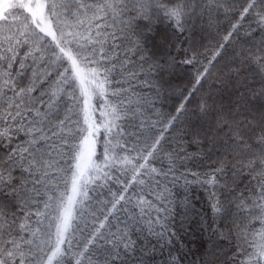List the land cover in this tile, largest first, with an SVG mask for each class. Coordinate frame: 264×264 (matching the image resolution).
<instances>
[{
  "label": "snow or ice",
  "instance_id": "1",
  "mask_svg": "<svg viewBox=\"0 0 264 264\" xmlns=\"http://www.w3.org/2000/svg\"><path fill=\"white\" fill-rule=\"evenodd\" d=\"M220 14L222 42L200 51L197 20ZM191 184L231 193L210 211L220 238L232 215V264H264V0H0V264H155L165 249L178 264L173 189ZM93 185L110 199L91 203Z\"/></svg>",
  "mask_w": 264,
  "mask_h": 264
},
{
  "label": "trees",
  "instance_id": "2",
  "mask_svg": "<svg viewBox=\"0 0 264 264\" xmlns=\"http://www.w3.org/2000/svg\"><path fill=\"white\" fill-rule=\"evenodd\" d=\"M207 20L208 17L205 16L198 19L196 24L195 42L200 51H203L204 48L212 49L221 43L222 36L229 29L230 21L225 19L223 14L216 16V24L213 28L207 27ZM170 35L171 30L162 24L159 26L155 39L159 41ZM157 51L162 52V49H157ZM228 52H231V48L228 49ZM219 67L221 65H217V68ZM194 71L195 69L188 66L185 71L168 78V83L165 85L168 92L165 93L162 101L158 104L163 111L173 112L175 110L182 99L180 93L187 94L188 89L191 87ZM206 88L207 85H205ZM198 101V96L193 97L188 104L189 109L195 111ZM94 103L96 102L94 101ZM94 119L97 123L101 121L99 109L94 113ZM104 138L103 129H101L97 144L96 159L98 161L103 159ZM209 166L210 164H205L199 171H208ZM189 179H192V177H189ZM182 183L183 181H181ZM92 187L95 190L89 191V195L93 197L91 203L96 204L97 197L100 200L110 199L107 195H100V193H107V188H99L95 185ZM113 191H116L115 186H113ZM212 191H216V195L225 204H228V201L232 198L231 193L225 192L223 189L212 190L207 185L191 184L187 187V190L178 185L173 189V198L177 205V211L180 213L176 218V222L179 224L183 220L184 223V228L180 232L184 247L179 252L175 248L172 249L173 253L179 256L178 264H205V261L209 259H214V264H232L230 257L236 252L237 243L233 234L228 231L232 215L230 214L220 221V229L226 237L220 238L218 234L212 231V213L210 211ZM185 199L188 201L187 208L180 207V201ZM229 210L232 214L236 211L233 206H229ZM260 227L261 225L258 222H254L252 225L253 231L259 230ZM213 253L216 254L215 258L212 256ZM169 259V250L165 249L155 256V264H168Z\"/></svg>",
  "mask_w": 264,
  "mask_h": 264
}]
</instances>
